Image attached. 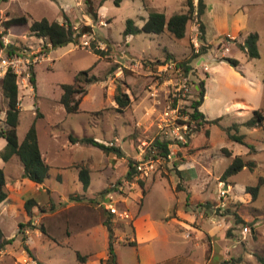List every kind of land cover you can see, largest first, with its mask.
Returning a JSON list of instances; mask_svg holds the SVG:
<instances>
[{"label":"rangeland","instance_id":"1","mask_svg":"<svg viewBox=\"0 0 264 264\" xmlns=\"http://www.w3.org/2000/svg\"><path fill=\"white\" fill-rule=\"evenodd\" d=\"M192 2L196 6L197 0ZM205 2L204 39L195 13L185 36L176 39L167 31L127 36L122 31L127 18L141 26L149 11L167 17L187 11L186 0H121L118 5L92 0L95 19L85 0H0V38L8 40L0 57L8 56L12 46L9 56L19 58L18 140L35 121L44 161L51 165L49 177L38 184L23 177L17 156L7 162L0 158L7 192L0 203V227L5 238H12L0 248V264H82L76 252L86 256V264L95 262L108 246L105 220L118 264H139L133 221L143 206L151 216L139 225L159 230L158 254H171L165 264H264V118L258 125L246 123L253 110L264 117V0ZM15 16H25L27 23L6 29L5 21ZM41 17L59 22L66 17L75 27L89 25L90 31L77 43L50 48L46 38L28 30ZM249 33L258 36L257 58L238 47ZM92 45L105 55L93 53ZM223 57L239 64L218 60ZM179 61L189 69L176 65ZM87 68L99 80L85 86L80 111L67 114L59 101L60 85ZM3 72L0 126L5 127ZM201 81L206 92L199 110L205 120L219 118L217 123L192 117ZM117 89L128 95L124 107L115 101ZM71 132L113 149L105 153L89 144H71ZM229 134L242 135L244 143ZM155 139L169 142L168 156L157 153ZM236 155L245 166L223 178ZM129 160L141 169L126 179ZM78 164L90 170L86 190L76 177ZM28 199L34 202L30 212L24 209ZM109 202L129 216L112 214L105 206ZM162 229L168 231L164 241Z\"/></svg>","mask_w":264,"mask_h":264},{"label":"trees","instance_id":"2","mask_svg":"<svg viewBox=\"0 0 264 264\" xmlns=\"http://www.w3.org/2000/svg\"><path fill=\"white\" fill-rule=\"evenodd\" d=\"M7 1V0H2ZM105 0H100L102 4ZM121 0H114L115 4H119ZM85 4L88 7V12L93 19L96 18L97 13L93 6L92 0H85ZM187 11L177 12L171 14L167 17L163 12L160 11H149L148 16L144 19L141 26H138L132 18H127L125 21V27L122 31L123 36L135 35L141 32L145 33H155L160 34L164 31L170 33L176 39H182L185 36L186 24L195 13L196 18L199 21V29L202 31L200 39H204L205 25L201 21L204 17L207 9L205 0H197L196 6H194L192 0H186ZM27 23V18L25 16H15L11 17L5 21V28H9L12 25H23ZM28 30L39 38H46L49 43L50 48L64 46L70 42L77 43L78 38L90 31L89 25H84L81 28L75 27L70 20L66 17L63 22L58 20H49L46 17H41L40 19H35L29 23ZM229 39V38H227ZM257 33H249L244 42L247 43V47L244 44H238L239 49H242L246 52L248 58H257L259 57V52L257 48ZM2 46L0 41V47ZM8 54L13 53L12 46H9ZM45 46V51L48 50ZM91 50L96 55L104 56L105 51L99 48L91 46ZM201 53L205 51V48ZM168 58L173 59L172 55H168ZM218 60H226L233 66H237L239 61L234 57H223ZM176 65L183 67L185 71L189 69V66L186 65V61L176 62ZM91 68L78 71L74 76L71 83H62L60 85L62 92L60 95V103L63 105L64 110L67 114L76 113L80 111V103L82 96L87 93L86 85L92 82H96L99 79L94 74H89ZM29 81L32 84V87L35 88V73L31 69V74ZM264 83V76L262 78ZM1 88L4 96L7 99V109L5 112V127L0 126V138L5 139V145L0 149V158L7 162L12 156H17L23 166V177L38 183L42 184L48 177L50 166L44 161L39 143L37 130L35 126V121H33L28 127L24 138L22 141L18 140L17 136V127L19 124V99H18V85L16 81V74L10 69H7L6 73L1 79ZM205 86L204 82L199 83V90L197 99L194 100L191 104L193 108L192 117L193 119H201L202 121H208L210 123H217L219 118L205 120L204 113L199 110V106L202 104L205 96ZM115 101L119 106L124 107L129 103V98L127 93L121 92L120 89H117L115 95ZM253 117L250 118L246 123L249 125H258L263 121V115L259 110H253ZM208 130L205 131V134L208 135ZM231 139H234L240 143H244L242 135L229 134ZM68 140L70 143H79V144H89L95 147H98L105 153L113 149L112 146H107L102 142H99L91 136H77L72 132L68 134ZM169 142L155 139L153 143L154 149L159 153L160 156H168ZM249 146V145H248ZM227 154H230L229 150L226 148L223 149ZM245 163L243 159L236 155L233 157L231 163L224 169L222 177L226 178L228 176L234 175L239 172ZM78 168V179L81 182L83 190H86L90 183V170L88 167L81 164L76 165ZM135 162L132 160L128 161V168L126 171V179H131L136 172ZM180 173V172H178ZM143 181H140V185L143 186ZM5 186V174L4 170L0 168V203L4 201L7 197V192L4 189ZM257 186L253 190V195L256 194ZM188 197V196H187ZM74 199V198H72ZM34 205L32 199H28L24 203V209L26 212H30L31 207ZM54 209V208H53ZM103 224L106 226L108 231V246H107V258L104 260L106 264H117L116 255L114 253V241L112 237V228L110 223L105 220ZM12 238H5L3 231L0 227V248L5 244L10 243ZM76 258L82 264H86V256L81 255L79 252H76ZM103 261V260H101ZM228 260H224L221 264H227Z\"/></svg>","mask_w":264,"mask_h":264},{"label":"crops","instance_id":"3","mask_svg":"<svg viewBox=\"0 0 264 264\" xmlns=\"http://www.w3.org/2000/svg\"><path fill=\"white\" fill-rule=\"evenodd\" d=\"M147 16L148 15H146L145 18ZM224 32H225V29L224 30H221V29L219 30V34H224ZM4 141L2 143L3 146L5 145ZM76 144H79V143H75L74 145H76ZM40 151H41V149H40ZM41 155H42L43 159L46 161L45 156L43 155L42 151H41ZM57 167H59V166H57ZM76 177H78V172H77ZM29 181H31V180H29ZM31 182H33V181H31ZM147 196H148V194H147ZM147 196H146V198L144 200V205H145V201L147 199ZM66 205H73V204H66ZM141 210L142 211H141V215L139 216V218L137 217L133 221V228H134L133 239H135V245H133V246L137 247L138 255H139V264H165V262L170 260V258H171L170 255L171 254L166 253L164 255L163 252H162V254H158V246L156 244L157 243L156 240H158V237H160V232H159V230H156L154 228L143 229L142 227H140L139 220L140 219L144 220L145 216L146 217H150L151 216V214L149 212L145 211L144 206L142 207ZM167 211H168V208H167ZM101 225L105 229L106 226L103 223H101ZM161 231H163V233H161V236L163 235L162 236L163 238H160V241H164L166 239V236H167L166 234H168L167 233L168 231L164 230V229H162ZM104 235H105V237H107L108 236V231L104 232ZM216 241L218 242L219 240H216ZM105 258H107V248H106V250H103V251L99 252L98 258L95 260V262L90 261L91 263L88 262V264H101L100 263V259H105ZM102 264H105V263H102ZM117 264H118V261H117Z\"/></svg>","mask_w":264,"mask_h":264},{"label":"built area","instance_id":"4","mask_svg":"<svg viewBox=\"0 0 264 264\" xmlns=\"http://www.w3.org/2000/svg\"><path fill=\"white\" fill-rule=\"evenodd\" d=\"M1 41V51L2 48L6 47L8 45V40L4 37L1 36L0 38ZM19 63V58L17 55L14 56H4L3 58L0 57V74L6 73L7 69H10L12 72H14L16 74L17 71V64ZM4 76V75H3ZM138 169H141V165H137L136 166ZM108 197H111V195H108ZM106 208L108 211H110L112 214L115 215H120V217L126 218L129 216V214L126 211H118V209L116 208V206L112 203L109 202V204H105ZM248 231L247 227L245 226L242 230L241 233L246 234ZM31 264H37L35 261H32Z\"/></svg>","mask_w":264,"mask_h":264},{"label":"water","instance_id":"5","mask_svg":"<svg viewBox=\"0 0 264 264\" xmlns=\"http://www.w3.org/2000/svg\"><path fill=\"white\" fill-rule=\"evenodd\" d=\"M244 45L247 47V43L245 42Z\"/></svg>","mask_w":264,"mask_h":264}]
</instances>
